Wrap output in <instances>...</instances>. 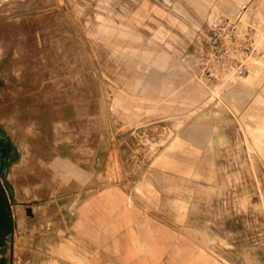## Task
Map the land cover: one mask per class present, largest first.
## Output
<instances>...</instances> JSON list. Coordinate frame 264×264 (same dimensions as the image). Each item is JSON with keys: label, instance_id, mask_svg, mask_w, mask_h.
Masks as SVG:
<instances>
[{"label": "rangeland", "instance_id": "1", "mask_svg": "<svg viewBox=\"0 0 264 264\" xmlns=\"http://www.w3.org/2000/svg\"><path fill=\"white\" fill-rule=\"evenodd\" d=\"M0 131V264H70L101 204L264 264V0H0Z\"/></svg>", "mask_w": 264, "mask_h": 264}, {"label": "crops", "instance_id": "2", "mask_svg": "<svg viewBox=\"0 0 264 264\" xmlns=\"http://www.w3.org/2000/svg\"><path fill=\"white\" fill-rule=\"evenodd\" d=\"M82 209L86 211L84 220H71L65 232L69 238L59 243L60 248L64 242L69 244L70 264H173L174 238L171 232L167 236L171 227L158 232L154 223L146 227V223L111 222L109 207L103 204ZM82 209H77V215Z\"/></svg>", "mask_w": 264, "mask_h": 264}, {"label": "water", "instance_id": "3", "mask_svg": "<svg viewBox=\"0 0 264 264\" xmlns=\"http://www.w3.org/2000/svg\"><path fill=\"white\" fill-rule=\"evenodd\" d=\"M2 139L5 141L8 140V137L5 133L0 131V167H4L6 169L5 160H6V154H5V144L2 142ZM29 213H33L32 208H28Z\"/></svg>", "mask_w": 264, "mask_h": 264}, {"label": "flooded vegetation", "instance_id": "4", "mask_svg": "<svg viewBox=\"0 0 264 264\" xmlns=\"http://www.w3.org/2000/svg\"><path fill=\"white\" fill-rule=\"evenodd\" d=\"M2 142H4V141L2 140ZM5 146H6V144H5Z\"/></svg>", "mask_w": 264, "mask_h": 264}, {"label": "bare ground", "instance_id": "5", "mask_svg": "<svg viewBox=\"0 0 264 264\" xmlns=\"http://www.w3.org/2000/svg\"><path fill=\"white\" fill-rule=\"evenodd\" d=\"M56 263V262H55ZM57 264V263H56Z\"/></svg>", "mask_w": 264, "mask_h": 264}]
</instances>
